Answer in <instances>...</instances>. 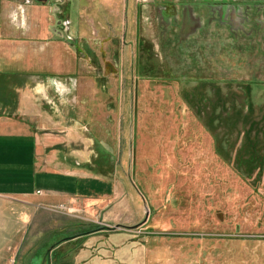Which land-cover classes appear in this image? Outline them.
Listing matches in <instances>:
<instances>
[{"label":"rangeland","instance_id":"374dc122","mask_svg":"<svg viewBox=\"0 0 264 264\" xmlns=\"http://www.w3.org/2000/svg\"><path fill=\"white\" fill-rule=\"evenodd\" d=\"M239 28L263 52L264 0H0V65L16 99L26 94L33 121L79 146L114 189L38 205L15 264H216L219 238L264 236V159H229L235 133L217 127L233 104L217 108L210 54ZM192 37L209 46L196 65L185 61ZM240 243L244 263L264 260Z\"/></svg>","mask_w":264,"mask_h":264},{"label":"crops","instance_id":"0c3cea01","mask_svg":"<svg viewBox=\"0 0 264 264\" xmlns=\"http://www.w3.org/2000/svg\"><path fill=\"white\" fill-rule=\"evenodd\" d=\"M220 13L223 18L224 8L220 9ZM195 32L196 30H192L191 36H194ZM245 33L255 35L240 28L235 29L231 40L227 38L226 41L224 39L217 41L213 45L214 54H210L214 55L215 63L218 65L216 76L219 106L217 108L222 112L227 110V105L231 101L233 104L231 122L226 121L222 125L218 123V134L220 127L225 129L231 127V131L235 134L225 137L228 145L226 154L238 164H240L239 160L244 158L264 159V107L259 117L254 114L257 111L255 106L264 103V45L262 52L256 44L242 42ZM208 47L203 41L197 42L193 37L189 39L185 44L184 54L187 57L185 61L189 59L186 63L196 65L198 59L202 63L208 56L205 53ZM31 70L22 73L30 76L27 80L40 79L38 82L44 83L41 80L44 79L41 76L44 73ZM223 70H226V73ZM11 75L9 70L3 69L0 65V264L16 263L11 258L10 250L14 249L16 242L22 238L19 237L20 225L26 223V219L31 217L38 205L46 202L71 201L80 196L92 197L110 187L112 191L114 190L112 186L95 179V165L89 162L88 156L79 159L81 154H84L78 149L79 146L65 147L67 143H64L63 139H58L46 130L44 132L45 127L36 123V120L33 121V117L36 116L35 111L32 110L31 103L27 102L26 94L24 98L19 96L18 100L16 99L17 83L10 80L13 77ZM1 81L4 84H1ZM225 81L236 84L232 85L228 82L227 85L230 87L224 91ZM219 82L222 84L220 85ZM60 84L55 81L54 90L62 93ZM37 89L40 91V87ZM258 89L260 93H255L254 90ZM40 92L42 96L46 94L44 91ZM35 94V92L31 93V96ZM253 95L259 97L260 104L253 102ZM224 96L229 100H225ZM236 105L242 107L240 112L236 110L238 109ZM253 128L261 129L258 136L249 130ZM245 131H249L250 135H244ZM218 136V139L223 138ZM59 142L63 143L58 147L53 146ZM226 236L219 238L218 244L220 245L221 242L222 249L218 250L216 264L243 262L240 252H237V249L240 250V241H244L247 248L256 249L260 246L259 251L264 253V236L255 235L252 238L231 234ZM250 254L242 253V257L249 258ZM260 262L259 264H264L263 258Z\"/></svg>","mask_w":264,"mask_h":264},{"label":"built area","instance_id":"2783aa9c","mask_svg":"<svg viewBox=\"0 0 264 264\" xmlns=\"http://www.w3.org/2000/svg\"><path fill=\"white\" fill-rule=\"evenodd\" d=\"M26 1H29V0H26Z\"/></svg>","mask_w":264,"mask_h":264}]
</instances>
